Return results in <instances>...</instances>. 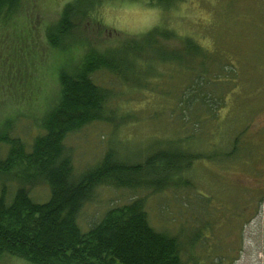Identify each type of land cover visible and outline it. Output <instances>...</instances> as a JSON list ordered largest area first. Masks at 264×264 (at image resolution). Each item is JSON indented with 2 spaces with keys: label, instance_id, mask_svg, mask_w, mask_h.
<instances>
[{
  "label": "rangeland",
  "instance_id": "374dc122",
  "mask_svg": "<svg viewBox=\"0 0 264 264\" xmlns=\"http://www.w3.org/2000/svg\"><path fill=\"white\" fill-rule=\"evenodd\" d=\"M66 1L0 2V123L14 120L13 131L23 139L32 138L36 119L58 95V68L67 53L49 46L45 32ZM82 21L77 34L99 46L159 24L192 37L209 50L215 78L207 87L214 92V112L195 108L194 117L185 109L181 101L189 95L184 91L189 82L178 63L167 68L149 61L145 69L160 72L134 86L97 72L96 81L113 92L110 117L67 137L76 167L94 165L109 144L123 158L137 161L167 145L179 147L184 143L178 139L192 135L190 144L199 152H221L195 161L184 173L187 185L161 191L98 186L80 223L85 227L106 208L140 196L156 229L179 234L185 258L200 264H263L264 0H178L166 8L150 0H98ZM81 53L71 52L78 61ZM143 174L147 179L146 170ZM46 194L44 184L31 191L35 200ZM0 264L29 263L2 255Z\"/></svg>",
  "mask_w": 264,
  "mask_h": 264
},
{
  "label": "trees",
  "instance_id": "16d2710c",
  "mask_svg": "<svg viewBox=\"0 0 264 264\" xmlns=\"http://www.w3.org/2000/svg\"><path fill=\"white\" fill-rule=\"evenodd\" d=\"M7 1L9 6L16 2ZM174 1L178 0L150 3L166 8ZM97 4L98 0L66 1L58 19L46 29L48 45L67 57L58 68V95L36 119L38 128L32 138L23 139L13 131L14 120L0 123V256H15L29 264H200L185 258L179 234L150 223L140 196L106 208L85 227L79 221L84 205L100 185L149 191L187 185L184 173L195 161L221 152H199L190 144L196 137L192 135L178 139L184 143L179 147L167 145L137 161L123 158L109 144L94 165H74L67 137L90 122L110 117L113 92L96 81L100 71L134 86L160 72L147 71L149 61L167 68L178 63L189 82L184 86L189 95L181 101L185 109L194 117L195 108L214 112V92L207 86L215 73L211 74L208 49L162 24L137 37L94 44L77 30ZM79 48L78 61L71 52H80ZM235 149L233 140L229 153ZM40 184L47 187V194L35 200L31 191ZM259 204L264 264V193Z\"/></svg>",
  "mask_w": 264,
  "mask_h": 264
}]
</instances>
